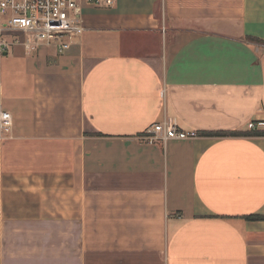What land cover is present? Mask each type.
I'll return each instance as SVG.
<instances>
[{
	"label": "crops",
	"instance_id": "1",
	"mask_svg": "<svg viewBox=\"0 0 264 264\" xmlns=\"http://www.w3.org/2000/svg\"><path fill=\"white\" fill-rule=\"evenodd\" d=\"M83 18L62 52L0 48V264H264V135L199 134L264 133V0ZM168 119L196 135L141 139Z\"/></svg>",
	"mask_w": 264,
	"mask_h": 264
},
{
	"label": "built area",
	"instance_id": "2",
	"mask_svg": "<svg viewBox=\"0 0 264 264\" xmlns=\"http://www.w3.org/2000/svg\"><path fill=\"white\" fill-rule=\"evenodd\" d=\"M113 3L114 0H0V48L7 50L19 44L26 52H31L48 45L62 52L83 34L86 5L111 6ZM256 125L250 121L246 127L255 130ZM11 128V114L0 110V136H10ZM195 135L196 132L185 131L168 119L153 123L141 139L152 143Z\"/></svg>",
	"mask_w": 264,
	"mask_h": 264
},
{
	"label": "trees",
	"instance_id": "3",
	"mask_svg": "<svg viewBox=\"0 0 264 264\" xmlns=\"http://www.w3.org/2000/svg\"><path fill=\"white\" fill-rule=\"evenodd\" d=\"M200 135L211 136V137H225V136H251V135H264L263 132H241V131H202ZM246 219L258 220L264 219L261 215H249Z\"/></svg>",
	"mask_w": 264,
	"mask_h": 264
}]
</instances>
